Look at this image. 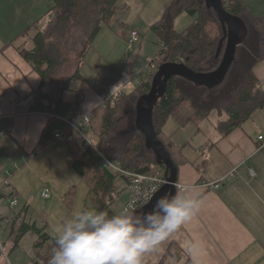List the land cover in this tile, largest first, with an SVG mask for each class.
Here are the masks:
<instances>
[{"label": "crops", "instance_id": "obj_1", "mask_svg": "<svg viewBox=\"0 0 264 264\" xmlns=\"http://www.w3.org/2000/svg\"><path fill=\"white\" fill-rule=\"evenodd\" d=\"M6 1L8 5H0V112L7 123L5 135L0 137V184L3 170L8 168L3 165L20 162L21 154L35 153V168L41 167L46 151L40 143L42 134L49 130L51 135L62 126L43 114H26L31 97L43 95L41 103L59 116L83 115L103 102L99 90L103 91L108 80H101L102 85L95 87L81 74V79L70 78L57 86L47 80L41 83V76L21 51L33 47L32 37L49 20L53 0H43V5L42 0ZM240 1L252 14L264 18V0ZM20 8H26V13L21 15ZM253 74L264 92V58L254 65ZM118 86L110 94L117 92ZM213 113L214 120L208 121ZM223 118L212 112L203 121L188 123L198 125L195 145H190L192 138L181 144L172 139L182 145L184 156L177 167V184L193 187L202 204L175 234L145 255L143 264H264V108L226 135L216 126ZM52 149L58 154L47 155L44 171L70 168L66 147L62 151ZM36 153H41L39 158ZM9 186L10 192H16L11 183ZM124 188L119 191L123 193ZM116 190L111 195L113 210Z\"/></svg>", "mask_w": 264, "mask_h": 264}, {"label": "trees", "instance_id": "obj_2", "mask_svg": "<svg viewBox=\"0 0 264 264\" xmlns=\"http://www.w3.org/2000/svg\"><path fill=\"white\" fill-rule=\"evenodd\" d=\"M113 2L114 0H53L49 8V20L32 37L33 47L21 51L41 76V83H44L57 61L61 62L63 54L60 46L68 42L73 31L78 33V38L72 42L71 49L84 38L87 42L85 48L91 46ZM222 2L245 26V35L236 47L234 60L224 80L209 88L174 76L168 80L165 94L158 99L153 109L154 130L177 167L184 161L182 145L175 144L171 136L164 134L163 127L168 118L174 117L179 126H184L203 121L210 113L216 112L224 115L216 126L222 135H226L264 108V92L253 74L254 65L264 58V18L252 14L240 0ZM181 12L186 13L191 21L184 30L177 31L174 29V20ZM151 28L159 40L155 57L158 60L157 68L164 62H177L186 64L196 72L205 73L216 69L220 64L226 43L225 30L206 0H171ZM153 73L154 71L142 76L136 86L129 90L121 89L114 97H108L99 90L103 102L90 113V129L98 139L99 151L122 169L148 173L154 164L162 168L167 178L165 167L157 164L155 154L146 146L145 137L137 124V102L149 90ZM81 78L79 70L71 77ZM41 99L43 95L38 94L37 107H49L43 105ZM49 134V130L42 134L41 145L46 144L45 140L51 136ZM64 146L70 156L68 166L89 187L87 198L91 199V205L83 208L117 213L111 207V195L116 190L115 178L118 174L105 168L101 160L89 148L82 146V141L76 136L71 135L64 141ZM120 176L125 180L124 176ZM136 212L142 213V209ZM19 220V216L12 220L13 226L8 234V239L13 242L12 248L26 233L32 232L37 235L34 242L37 253L41 250L47 255L42 259L43 263L34 259L33 263L47 264L50 257L48 253L54 247L53 236L34 223L23 220L20 223Z\"/></svg>", "mask_w": 264, "mask_h": 264}, {"label": "rangeland", "instance_id": "obj_3", "mask_svg": "<svg viewBox=\"0 0 264 264\" xmlns=\"http://www.w3.org/2000/svg\"><path fill=\"white\" fill-rule=\"evenodd\" d=\"M170 1L114 0L113 4L108 5L106 16L102 20L100 29L91 46L86 47L87 49L85 48L87 42L84 38L81 39L83 41L75 43L74 50L71 49L72 42H74L76 37L78 38V33L73 31L68 42L60 46L63 54L61 62L57 61L54 69L50 71L45 80L56 86L58 82L62 84V82L70 79L75 74L79 64L83 62L79 72L90 83H95V87L102 85L101 80L107 78L111 92L115 90L116 85H119L117 90L133 88L139 83L142 76L149 73L150 65L155 60L159 49V40L151 26L160 19ZM1 4L8 5L6 0H0ZM43 4L44 1L42 0L40 5ZM20 9L22 10V8ZM21 10H19L21 15L26 13V8ZM190 21L191 18L186 13L181 12L174 20V29L182 31L189 25ZM45 24L46 22L42 24L41 28ZM132 30L138 32V39L133 43H129ZM83 53L84 55L82 56ZM122 60H125L124 65L121 63ZM121 70L122 74L120 75ZM116 81L119 83L117 84ZM124 82L127 84V88L124 87L126 85L123 84ZM212 117L213 119H211ZM214 118L215 113L207 120L211 121ZM197 126L186 124L181 128L177 119L170 117L165 122L163 131L165 135L172 136L171 139L179 144L186 141V138H192L190 145H195L199 134L197 133ZM179 128H181V131L176 135L175 133ZM45 146L46 151L40 164L41 167L35 168L33 159L23 164L18 162V169L14 168L12 163L3 165V167H8L9 169L10 174L6 176L8 182L16 189V192L11 193L10 186L0 184L2 194L0 195V264H34L33 259L43 263L42 259L47 256L41 250L37 253L34 248L37 235L32 232L26 233L17 245L12 248L13 242L8 239V234L13 226L12 220L18 217L17 215H19L20 223L22 220L26 223H34L37 227L43 228L44 231L54 236V229L64 220L71 217L74 212L85 205H91V199L87 198L88 185L71 168L66 166L63 170L51 168L44 171L45 169L42 167L47 164V155L58 154L50 145ZM64 148H61L60 151L64 150ZM41 153H36V157L39 158ZM64 153L68 154L67 152ZM8 155L12 156L10 153ZM60 161L62 166H64L62 158ZM52 164H54L53 161ZM34 168L37 170H34ZM33 171H35L34 174ZM3 175L5 174L3 173ZM3 179L2 177V182ZM115 183L117 190L114 193L115 201L113 205L114 210L119 212L129 198L130 193L120 175L116 176ZM44 185L50 188L49 198H43L40 194ZM124 186L125 188L122 189L124 192L122 193L119 190ZM11 195L17 201L14 206L9 205L8 200ZM3 220H5L4 225L2 224ZM42 250H45V248ZM50 254L51 252L49 251L48 256Z\"/></svg>", "mask_w": 264, "mask_h": 264}, {"label": "clouds", "instance_id": "obj_4", "mask_svg": "<svg viewBox=\"0 0 264 264\" xmlns=\"http://www.w3.org/2000/svg\"><path fill=\"white\" fill-rule=\"evenodd\" d=\"M201 204L193 187L178 186L174 195L159 197L142 213L131 205L113 214L81 208L54 229L47 264H143L145 255L175 234Z\"/></svg>", "mask_w": 264, "mask_h": 264}, {"label": "water", "instance_id": "obj_5", "mask_svg": "<svg viewBox=\"0 0 264 264\" xmlns=\"http://www.w3.org/2000/svg\"><path fill=\"white\" fill-rule=\"evenodd\" d=\"M206 4L213 8L222 22L225 30L226 43L223 56L218 67L210 72H196L184 63L164 62L158 66L152 75L149 90L140 96L137 102V124L145 137V144L155 154L157 164L165 167L167 174L164 183L142 207V212L148 211L159 197L165 194L171 196L176 193L177 165L170 156L164 143L157 137L154 130L152 114L158 99L165 94L167 82L174 76L185 78L196 85L214 87L220 84L234 60L238 43L245 35V26L239 17L229 12L222 0H206ZM222 41L219 43V49ZM98 160H100L98 158Z\"/></svg>", "mask_w": 264, "mask_h": 264}, {"label": "built area", "instance_id": "obj_6", "mask_svg": "<svg viewBox=\"0 0 264 264\" xmlns=\"http://www.w3.org/2000/svg\"><path fill=\"white\" fill-rule=\"evenodd\" d=\"M137 39L138 32L136 30H132L130 32L129 43H133L137 41ZM157 61V58H155L154 62L150 65L149 72L155 71L157 69ZM121 63L124 65L125 60H122ZM103 92L106 93L108 97H114L117 93L121 92V90H118L115 94H110L111 92L109 89L108 80H106L103 87ZM25 113L43 114L46 117L58 120L62 123V126L59 129L54 130L51 133V136L45 140V145H50L57 151H60L61 148L65 147L64 141L69 139L71 135H74L82 141V146H84L85 148H89L92 154L101 160L102 165L105 168L113 171L114 173H117L118 175L124 176L130 196L124 203L123 207L126 205H131L132 208L135 209V211L141 210L142 207L150 200L149 197L151 198L152 195L164 183H166V177L162 168L154 164L151 165V169L148 173L130 172L122 169L118 164L110 161L105 156H103L98 148V139L90 129V114L78 115L76 113H68L64 116H59L54 113L49 107H37V97H31V99L29 100V109ZM4 119L5 116H3V114L0 112V137L5 134L7 123L4 121ZM259 139H262L261 135L259 136ZM34 157L35 153L33 152H30L28 156L21 154L20 162H26ZM12 165L14 168L18 169V162H12ZM3 172L5 175L3 177V182L1 183L9 186L10 182H8V178L6 176L10 174L9 169L5 168ZM210 185L216 186V183H211ZM178 186L183 185L176 184V189H178ZM40 194L43 198H49L50 188L44 187L41 190ZM8 201L10 206H14L17 202L12 195ZM2 224H5V220H3Z\"/></svg>", "mask_w": 264, "mask_h": 264}]
</instances>
